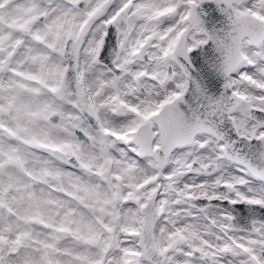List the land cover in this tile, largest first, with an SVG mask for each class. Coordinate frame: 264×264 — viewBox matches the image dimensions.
I'll use <instances>...</instances> for the list:
<instances>
[{
	"label": "snow or ice",
	"instance_id": "6c2138e0",
	"mask_svg": "<svg viewBox=\"0 0 264 264\" xmlns=\"http://www.w3.org/2000/svg\"><path fill=\"white\" fill-rule=\"evenodd\" d=\"M0 264H264V0H0Z\"/></svg>",
	"mask_w": 264,
	"mask_h": 264
},
{
	"label": "water",
	"instance_id": "95a60500",
	"mask_svg": "<svg viewBox=\"0 0 264 264\" xmlns=\"http://www.w3.org/2000/svg\"><path fill=\"white\" fill-rule=\"evenodd\" d=\"M218 15V14H217Z\"/></svg>",
	"mask_w": 264,
	"mask_h": 264
}]
</instances>
